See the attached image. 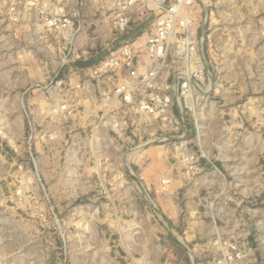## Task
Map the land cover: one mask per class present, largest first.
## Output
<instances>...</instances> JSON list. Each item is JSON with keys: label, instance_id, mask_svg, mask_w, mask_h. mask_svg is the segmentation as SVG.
Returning <instances> with one entry per match:
<instances>
[{"label": "rangeland", "instance_id": "rangeland-1", "mask_svg": "<svg viewBox=\"0 0 264 264\" xmlns=\"http://www.w3.org/2000/svg\"><path fill=\"white\" fill-rule=\"evenodd\" d=\"M47 1L71 13L69 30L43 25L35 0H0V264L141 262L133 245L157 223L156 198L180 191L165 173L177 165L184 181L199 179L208 210L232 209L238 227L251 230L199 239V255L211 245L219 264L226 245L214 243L223 241L242 251V264H264V0L200 2L218 102L189 122L186 145L201 149L190 176L172 141H147L128 115L104 110L94 87L71 85L84 68L76 59L98 61L121 40L141 42L153 12L133 9L116 32L106 0H38Z\"/></svg>", "mask_w": 264, "mask_h": 264}, {"label": "built area", "instance_id": "built-area-1", "mask_svg": "<svg viewBox=\"0 0 264 264\" xmlns=\"http://www.w3.org/2000/svg\"><path fill=\"white\" fill-rule=\"evenodd\" d=\"M57 2V0H49ZM202 0H106V8L116 32H123L131 20L129 12H153V23L145 38L121 40L95 64L81 70L76 84L86 92L94 87L96 101L104 110L122 111L144 130L147 141L169 143L172 153L190 176L199 171L201 149L186 145L189 122L197 124L218 102L213 73L203 52V36L198 32ZM204 2V1H203ZM42 24L53 31L69 30L72 17L57 3L38 2ZM41 3V4H40ZM59 81L58 83H61ZM63 83V82H62ZM117 120L114 125L120 123ZM126 122V121H124ZM151 125H155L152 133ZM162 187L167 183L162 180ZM219 264H242V251L235 243L218 241Z\"/></svg>", "mask_w": 264, "mask_h": 264}, {"label": "crops", "instance_id": "crops-1", "mask_svg": "<svg viewBox=\"0 0 264 264\" xmlns=\"http://www.w3.org/2000/svg\"><path fill=\"white\" fill-rule=\"evenodd\" d=\"M203 52L207 57V48H204ZM74 62L76 66L85 68L93 65L97 60L79 58ZM222 93L224 94V90ZM165 173L173 175V178L178 180L179 183L175 184L174 190L175 192L177 189L180 191L174 196L163 194L156 198L161 214L156 219V225H153L152 229L145 231L142 235L141 246L133 245L135 248H140L142 253L141 262L136 260L132 262L133 264H194L196 260H200L197 259L198 256L203 257L199 255L200 249H197V240H209L217 235L233 236L238 239L251 235L248 224L246 227H238L240 224L233 218L234 211L232 209L227 213L219 212L216 209L218 207L213 210L207 209L206 198L203 197L204 194L202 195L201 187L194 185L199 180L198 178L184 181L182 168L178 165L172 169L168 168ZM165 213H168L167 216ZM223 218L228 219V226L222 225ZM249 218H252V221L255 220L254 215ZM127 239L128 247L132 246L129 236ZM204 251V259L201 264H215L212 256L216 249L208 245Z\"/></svg>", "mask_w": 264, "mask_h": 264}, {"label": "bare ground", "instance_id": "bare-ground-1", "mask_svg": "<svg viewBox=\"0 0 264 264\" xmlns=\"http://www.w3.org/2000/svg\"><path fill=\"white\" fill-rule=\"evenodd\" d=\"M204 2H206L207 3V0H204ZM59 106V105H58ZM53 107V106H52ZM52 109V108H51ZM35 113V112H34ZM91 138V137H90ZM129 156V155H128Z\"/></svg>", "mask_w": 264, "mask_h": 264}]
</instances>
